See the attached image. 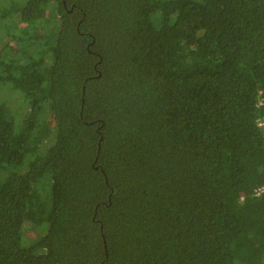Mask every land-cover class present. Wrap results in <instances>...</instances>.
<instances>
[{"label": "trees", "instance_id": "trees-1", "mask_svg": "<svg viewBox=\"0 0 264 264\" xmlns=\"http://www.w3.org/2000/svg\"><path fill=\"white\" fill-rule=\"evenodd\" d=\"M260 120L264 0H0V264H264Z\"/></svg>", "mask_w": 264, "mask_h": 264}, {"label": "rangeland", "instance_id": "rangeland-1", "mask_svg": "<svg viewBox=\"0 0 264 264\" xmlns=\"http://www.w3.org/2000/svg\"><path fill=\"white\" fill-rule=\"evenodd\" d=\"M3 1H4V0H3ZM1 45H8V43H7V39H5V37H2ZM5 95H6V94H5ZM6 97H7V99H8V102L11 103L12 107H13L14 109L20 111V108H19V105H18V101L12 99V98H11V95H10L9 97H8V96H6ZM47 120H48L49 122H51V121H52V116L49 115V116L47 117ZM37 232H38V231H37L36 229H28V230L26 231V235L31 236V237H36L37 234H38Z\"/></svg>", "mask_w": 264, "mask_h": 264}, {"label": "built area", "instance_id": "built-area-1", "mask_svg": "<svg viewBox=\"0 0 264 264\" xmlns=\"http://www.w3.org/2000/svg\"><path fill=\"white\" fill-rule=\"evenodd\" d=\"M258 125L262 126L264 128V120H260L258 122ZM264 192V184L260 185V186H257L255 189H254V193L255 195H260Z\"/></svg>", "mask_w": 264, "mask_h": 264}]
</instances>
